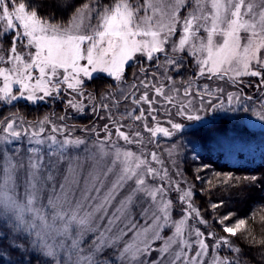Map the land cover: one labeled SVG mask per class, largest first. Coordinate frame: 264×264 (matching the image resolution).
<instances>
[{
    "label": "snow or ice",
    "instance_id": "6c2138e0",
    "mask_svg": "<svg viewBox=\"0 0 264 264\" xmlns=\"http://www.w3.org/2000/svg\"><path fill=\"white\" fill-rule=\"evenodd\" d=\"M70 8L67 22L56 19ZM130 62L139 66L131 83ZM189 66L186 80L170 74ZM100 74L115 86L97 97L87 87ZM246 76L264 86V0H0V104L60 100L64 113L0 118V264H242L238 233L264 259V237L246 218L229 224L228 212L214 221L224 235L209 230L192 188L175 178L181 145L171 144L169 163L149 148L208 113L264 122V97L257 104L239 93L225 99L207 83L193 87L200 78L236 85ZM69 111L106 122L79 126L77 135ZM235 179L224 174L220 183Z\"/></svg>",
    "mask_w": 264,
    "mask_h": 264
},
{
    "label": "trees",
    "instance_id": "16d2710c",
    "mask_svg": "<svg viewBox=\"0 0 264 264\" xmlns=\"http://www.w3.org/2000/svg\"><path fill=\"white\" fill-rule=\"evenodd\" d=\"M73 2L79 6L86 0H73ZM73 11L74 9L70 8L66 12H57L54 15L57 20L67 22ZM132 68L133 66H130L128 70ZM191 68L192 66L186 68V72L189 73ZM108 79L105 77L96 78L88 84L87 88L94 89L97 86L103 87V91L106 89L109 91ZM255 82L257 84L258 80ZM251 87L253 90L257 89L255 84ZM243 91L248 92L246 87ZM44 109H36L25 103H17L12 106L0 104V118L8 116L10 112L18 111L23 115L26 113L28 119H39L40 115L44 114ZM93 121L91 116H87L75 119L73 122L79 126H91ZM240 121L238 116H222L211 124L185 133V139L189 143L187 153H194L196 157L188 156L183 160L184 175L194 186L195 203L201 210L202 216L212 225L210 230L224 235L221 227L214 221L220 216L232 212L234 214L232 220L226 223L233 224L237 219L246 218V227L251 228L253 235L260 239L264 237V221L261 220V217L264 216V183L257 182L255 185H249L247 182H243V178L256 175L264 180V132L249 128ZM194 140L199 141L195 149L193 143L189 142ZM227 144H240V151L236 152V163H230L223 159L224 154L221 150L234 154L231 149L233 146L226 148ZM241 146L249 150L248 154L241 152ZM254 149L259 154L250 157ZM224 174H229L236 179L227 185L221 184L220 181L224 178ZM197 176L200 177L199 180L196 179ZM221 200L224 202L223 206L214 211L211 205ZM232 240L245 253L243 258L247 264H250L251 258L264 264L258 245L248 244L240 233Z\"/></svg>",
    "mask_w": 264,
    "mask_h": 264
},
{
    "label": "rangeland",
    "instance_id": "374dc122",
    "mask_svg": "<svg viewBox=\"0 0 264 264\" xmlns=\"http://www.w3.org/2000/svg\"><path fill=\"white\" fill-rule=\"evenodd\" d=\"M93 22H95V21H93ZM4 47H6V48L7 47H10V44H5ZM130 66H133V68L128 70V68ZM128 68H127V70L125 72V79H126L127 82L131 83L134 80L133 73L136 72L138 74L139 66H138V64H135V63L130 62ZM192 68L189 69V73L186 72V69H182L179 74L178 73H175V72H171V70H170V74L173 75L177 79H179V77L182 76L186 80L189 76H193L194 75L195 68H194V66H192ZM152 70H153L152 65H149V71H152ZM104 77L105 78H108L104 74H100L96 78H104ZM239 79L242 80V83H238V84L234 85L227 78H225V80H217V79L214 78L211 81L207 80L206 78H200V79H198V80H196L194 82L193 87H195L196 85L202 86L203 84L207 83V84H209V86L211 88H216V87L223 88L224 89V98L225 99H226L227 93H229V92L239 93V94H241L244 97L252 96L253 97V100L255 102H257V104H258L259 103V100L261 99V97H264V86L261 87L259 90L258 89L253 90V87H251V86L253 84L256 85L255 80H258L259 81V78H253V77H247L246 76V77H241ZM108 80H109V85L115 86V81L114 80H112L111 78H109ZM89 83L90 82H88V84ZM245 87L247 88L248 92H244L243 91ZM87 91L92 92L94 95H96L97 97H99L100 95H102L105 92H107V89L103 91V87H97V86H95L94 89H91V88L88 89L87 88ZM141 91H143V89H141ZM151 95H152V93L150 92V96ZM17 103L29 104L30 107H34L36 109L37 108L38 109L39 108H45L44 109V111H45L44 114L40 115L39 119L43 118L44 115L50 114L51 112H56L57 114H64L62 112L63 104H62V102L60 100H56V101L47 100L45 102H41V103H38V104H31V103L25 102L24 100H20V101L16 102L15 104H17ZM129 106L131 107L130 103H129ZM145 107H147V106H145ZM121 110H123V105H121ZM21 114L22 113H19L20 116L26 118L27 120H36V119H28L26 113H24V115L23 114L21 115ZM67 115L69 116V123L75 124V125L78 126V130H77V133L76 134L77 135H83L79 131V125L76 124V123H74L73 121L75 119H82L84 117L91 116V114H85V115L81 116L79 114H76L74 112L69 111L67 113ZM239 115L245 116L244 119H240L241 120L240 121L241 123H245L249 128L251 127L252 129L261 130V132H264V122H260V121L256 120L250 114L246 115L244 113H236V114H233V113H223V112L208 113V114L205 115V119H204L203 124H201V123H195L194 126L186 128L185 129V132H184V134L182 136H178V137H175V138H164V137L161 136L159 138V141H158L159 148L156 149L152 145H150L149 148H150V150H156L158 152V154H160L162 156V158L165 159L166 163H169L168 162V158H167V150L171 147V144L173 142L181 145L176 150V153L174 155V158L177 161V164L179 166V171L182 173V175L181 176H176L175 178L181 181V187H183L185 190H187L188 188H192L193 192L195 193V189H194L193 184L184 175L183 160L186 159L188 156H190V157H196L194 155V153H190V154L187 153V150L189 148V146H188L189 143L185 139V133L190 132V131H193V130H195L198 127H201V126H204V125H207V124H211L214 120H217V119L221 118L222 116H238V117H240ZM158 118L161 120V123H162L163 126H165V127L168 126L167 124H164L163 123L164 120L167 119L166 114L163 111H161L158 114ZM177 120H179V118H177ZM105 122L106 121H102V120L96 119L92 123H95L97 125V127L99 128V127H102ZM125 123H127V121H125ZM185 123L186 124H189V125L193 124V122H187V121H185ZM122 130H126V129H122ZM145 135L147 136L148 134H145ZM231 145L233 146L231 149L233 150L234 154H232L230 151H226V150H221V152H223V154H224V158H223L224 161H227V162H230V163H236V160H237V158H236V152L237 151H240V144H227L226 145V148L231 147ZM16 146L17 145H12L11 147H16ZM26 146H27L26 144L23 145L21 147V151H23L24 147H26ZM129 147H131L133 151H136V147L134 145L129 146ZM241 148H242L241 149V152H243L245 154H248L249 150L247 148H244L242 146H241ZM258 154H259V152H257L254 149L251 152L250 157H255ZM171 171H172L173 175H175L176 169H172ZM175 196H176V194H173L174 200H175ZM117 199L119 200V197ZM194 206L198 208V206L195 203V198H194ZM114 207H115V202L113 204V208ZM110 212H111V209H110ZM132 216H133V218L135 220L139 221L140 226H142V227L144 226L143 221L140 220L138 210L133 209L132 210ZM174 218H178V217H174ZM105 223H106V221H105ZM209 224H210V222H209ZM131 235L132 234L129 233V237ZM162 235H165V236L171 235V231H166V232L162 233ZM125 239H128V237H126ZM161 243H162V241H157L156 242V246H159V244H161ZM234 244H235V246H238L235 242H234ZM224 254H227V253L225 252ZM155 255H156V253H153L152 254V256H155ZM241 259H242V264H247L243 257Z\"/></svg>",
    "mask_w": 264,
    "mask_h": 264
}]
</instances>
